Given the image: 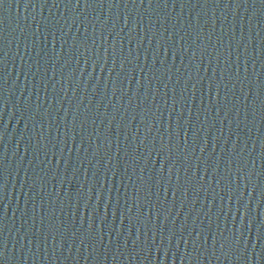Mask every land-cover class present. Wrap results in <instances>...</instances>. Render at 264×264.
<instances>
[{"label":"water","instance_id":"95a60500","mask_svg":"<svg viewBox=\"0 0 264 264\" xmlns=\"http://www.w3.org/2000/svg\"><path fill=\"white\" fill-rule=\"evenodd\" d=\"M0 264H264V0H0Z\"/></svg>","mask_w":264,"mask_h":264}]
</instances>
